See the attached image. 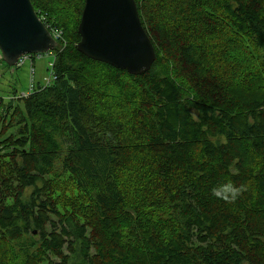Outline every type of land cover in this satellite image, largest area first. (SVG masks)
Listing matches in <instances>:
<instances>
[{"label": "trees", "instance_id": "trees-1", "mask_svg": "<svg viewBox=\"0 0 264 264\" xmlns=\"http://www.w3.org/2000/svg\"><path fill=\"white\" fill-rule=\"evenodd\" d=\"M31 1L62 37L49 84L8 103L0 96V264H264V93L234 112L211 99L218 85L206 75L217 70L212 34L225 37L220 64L239 61L235 47L264 67V0H135L157 55L141 76L78 51L85 0ZM172 51L198 89L162 65ZM115 123L136 134L146 173L186 177L151 214L126 212L116 174L134 153ZM227 182L252 192L215 197Z\"/></svg>", "mask_w": 264, "mask_h": 264}, {"label": "rangeland", "instance_id": "rangeland-1", "mask_svg": "<svg viewBox=\"0 0 264 264\" xmlns=\"http://www.w3.org/2000/svg\"><path fill=\"white\" fill-rule=\"evenodd\" d=\"M218 12L220 14V11ZM174 21L175 19H170L169 25L173 27ZM169 37L172 38L173 35H169ZM212 37L216 49L217 70L213 73H206V75L210 81H215L218 86H213L211 99L217 104L230 106L234 112H239L249 98L264 93V67H260L259 63H252L251 60L241 61V53L235 47L231 48L232 54L239 61L236 64H232V67L227 64H220L219 62L223 61L227 49L224 46L225 37L222 35L216 36L215 34H212ZM170 53V58L167 55V57L162 59V65H166V69L171 74L187 79L198 89V78L194 74L193 67L184 66V63L173 51ZM167 59H171L172 64H168ZM53 63L54 56L51 53L42 54V56L37 55L34 58L28 56L24 64L18 67L8 66L0 57V96L8 103L15 95L24 97L30 94L33 89L40 86L44 87L53 78ZM113 99L114 93L108 95L106 100ZM112 127L118 131L119 138L125 140L124 143L128 148H132L134 153V156H131L126 165L119 169L118 174H116L125 188L127 198L126 212L127 209L132 208L133 216L135 211L151 214L157 207L159 208L162 205V191L164 188L182 183L186 177L179 172H171L172 174L168 178L146 173L151 160L143 148L140 147L136 134L132 133L129 128L118 127L117 123ZM241 151L248 163L257 164L261 159L253 154L250 147L246 144L241 145ZM194 157L196 158L197 156L193 154ZM243 187L245 189L243 194L246 192V194L250 195V192H252L250 191L252 190L250 183ZM89 202V199L82 197L78 203L82 205L81 209L85 212L86 218H91L90 216H92L90 213L91 203ZM262 223L261 228L264 229V220ZM261 256L264 259V248Z\"/></svg>", "mask_w": 264, "mask_h": 264}, {"label": "water", "instance_id": "water-1", "mask_svg": "<svg viewBox=\"0 0 264 264\" xmlns=\"http://www.w3.org/2000/svg\"><path fill=\"white\" fill-rule=\"evenodd\" d=\"M78 51L89 59L146 74L157 55L135 0H85ZM31 0H0V52L10 67L21 58L54 51L58 41L38 16Z\"/></svg>", "mask_w": 264, "mask_h": 264}, {"label": "clouds", "instance_id": "clouds-1", "mask_svg": "<svg viewBox=\"0 0 264 264\" xmlns=\"http://www.w3.org/2000/svg\"><path fill=\"white\" fill-rule=\"evenodd\" d=\"M244 187L235 186L232 182L222 183L218 187L214 188L213 195L226 202L236 201L243 193Z\"/></svg>", "mask_w": 264, "mask_h": 264}, {"label": "built area", "instance_id": "built-area-1", "mask_svg": "<svg viewBox=\"0 0 264 264\" xmlns=\"http://www.w3.org/2000/svg\"><path fill=\"white\" fill-rule=\"evenodd\" d=\"M51 33L53 34V36H54V38L58 41V39L59 38H61L62 37V32L61 31H59L58 29H54V31L52 30L51 31ZM51 53V52H50ZM52 54V53H51ZM0 56H1V52H0ZM29 57H31L32 55H28ZM28 56H25V57H23V58H21L20 59V61H19V63H18V66H20V65H23L24 64V62H25V59L28 57ZM39 56V55H38ZM32 58V57H31ZM53 77H54V75H53ZM53 79V78H52ZM51 81H49L47 84H49ZM34 90V89H33ZM32 90V91H33ZM31 91V92H32ZM30 92V93H31ZM28 95H30V94H28ZM27 95V96H28ZM27 96H24V97H27Z\"/></svg>", "mask_w": 264, "mask_h": 264}]
</instances>
